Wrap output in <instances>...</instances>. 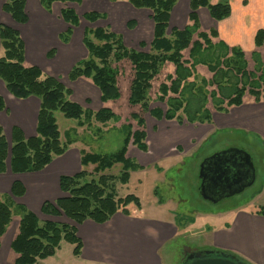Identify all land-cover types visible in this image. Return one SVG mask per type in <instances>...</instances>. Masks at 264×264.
<instances>
[{
    "label": "trees",
    "instance_id": "obj_1",
    "mask_svg": "<svg viewBox=\"0 0 264 264\" xmlns=\"http://www.w3.org/2000/svg\"><path fill=\"white\" fill-rule=\"evenodd\" d=\"M42 7L52 11L54 3L82 4L85 0H39ZM117 3L121 0H110ZM128 4L137 10H150L154 23V34L150 43V52H140L126 47L122 36L111 29H85L83 44L88 50L89 57L74 65L68 74L70 82L80 79H90L101 93V102L106 104L120 99L121 92L117 82V70L112 67L113 59L117 62L128 60L134 68L130 104L140 105L148 110L153 118L161 121H176L182 125L211 123L212 113L207 107L209 99L214 110L227 112L231 107L241 106L248 93L256 101L264 102V63L260 53H253L255 70H249V62L245 53L238 47L230 48L223 41L213 43L218 33L201 31L198 11L205 8L217 22L228 19L232 14V6L228 1L217 4L213 0H191V25L183 30L173 28L168 34L173 8L179 0H127ZM18 24L29 22L26 12V0H8L2 7ZM62 20L70 26L62 41L69 42L74 28L79 27L81 17L76 11L66 6L61 13ZM107 16L98 12H89L82 16L89 23H96ZM132 23H129V26ZM194 40V38H196ZM0 41L3 55L0 57V80L6 90L18 100L37 98L40 107L37 117L36 133L27 137L19 126H13L11 139L5 135L0 123V175L8 171L17 174L37 173L49 166L55 157L64 155L75 140L67 138L66 143L61 140V132L57 124L56 112H61L68 119L78 121L79 127L90 125L91 121L106 124L116 119V114L110 108L98 111L84 108L73 101V90L68 88L54 74L45 75L38 66L26 65L25 42L20 32L6 24H0ZM256 48L264 46V29L256 32L254 37ZM142 46H145L142 44ZM189 50V61H184L183 52ZM54 51L48 56L53 57ZM172 63L176 67L175 77L171 76V86L163 83L160 101L168 99V110L160 108L150 109L148 105L149 90L152 81L159 74L162 66ZM206 66L213 74L210 81L205 78L200 82L193 80L191 67ZM208 87L216 89L209 92ZM172 96H170V94ZM89 103V101H87ZM6 110L4 98L0 95V112ZM182 113L183 116L180 114ZM86 119V121L83 120ZM140 129L129 132L119 150L111 154H100L80 151L81 171L72 175L60 177L59 186L63 197L54 202L46 201L41 213L50 217L65 216L74 225L58 223L52 220L44 222L22 204H16L21 213L18 233L11 242V250L16 255L15 264H37L41 260L56 255L61 242L66 241L75 245L74 255L79 257L83 247L82 240L77 234V226L87 220L98 224L109 222L113 216L122 212L130 214V207L141 209L139 197L130 194L118 197L113 185L117 178L113 174H106L116 165L122 166V173L118 178L122 185L129 183L131 173L144 170L136 160L128 156V148L132 143L142 152H148L146 122L137 114ZM94 170L88 172V167ZM26 189L22 182L14 181L10 195L21 198ZM257 213L264 216V207ZM13 221L12 207L0 199V248L2 239L6 235ZM215 254H226L235 261L248 264L239 256L222 250H213Z\"/></svg>",
    "mask_w": 264,
    "mask_h": 264
},
{
    "label": "rangeland",
    "instance_id": "obj_2",
    "mask_svg": "<svg viewBox=\"0 0 264 264\" xmlns=\"http://www.w3.org/2000/svg\"><path fill=\"white\" fill-rule=\"evenodd\" d=\"M119 2L128 3L127 0H121ZM104 3V5L109 8L107 12H109V14L111 12L112 14L105 19H100L94 24L89 23L82 18L84 12L87 10L83 9V11L79 8H83L87 6V4L84 3L78 6L69 5L70 8H77L81 15L79 27L74 28V33L69 38L72 41V47L74 46V49L72 48L73 51L75 50L78 54L74 62L78 63L89 57L88 50L83 44L85 29L109 28L115 34L122 36L126 47L129 49L140 52H150V43L152 42L154 34L152 12L144 9H141L142 11H137V9L136 11H132V7L128 4L116 6L111 1H109V3L111 5L113 4V6L106 5L107 0ZM126 7L129 8L131 14L129 18L122 19L121 14L126 11ZM118 11H120V13H117ZM60 22L61 23L58 24L56 32H62L65 34L70 26L62 23V21ZM129 23H132V25L129 26ZM172 29L173 28L169 27V35L171 34ZM56 34L57 33L55 32L52 33V41L58 43L59 38ZM196 39L197 37L194 38V40ZM142 44L145 46H142ZM240 49L246 55L249 62V70L251 72L255 70V63L252 58L254 52L260 53L261 59L264 63V46L261 48H255L253 51L251 50L252 52L248 51V53L242 48ZM183 56L184 61H189V50H185ZM45 58L46 57L44 56L43 59ZM46 59L47 60H43L41 65L39 64L41 70L45 75H51L53 69L55 71L58 70V72H56L58 73L57 77L68 88L73 90V96L71 97L73 101L78 102L84 108L92 109L95 112L102 108H110L116 114V119L106 124L93 120L90 125L86 124L84 127H79L77 120L68 119L61 112H56L55 115L61 132V140L65 143L67 138L75 140V144H72L68 150V153L71 152V155L67 159L69 163L67 166L70 165L72 170H75V168L80 165V159L78 160L77 153L81 150L100 154H111L119 150L126 135L131 131L134 132L140 129L138 126V120L133 118L134 114H137L145 120V129L148 132V136L155 137V143L156 140H158L156 136L161 128L165 127L166 130H171L172 126L178 125V122L176 121L168 122L165 119H162L161 121L156 120L151 116L148 110H144L142 104L134 106L130 104L129 99L135 74L130 61L122 60L117 62L113 59L112 67L118 72L117 82L121 97L116 101H110L103 104L100 99L99 91L93 87V83L90 80L81 79L76 81V83L70 82L67 74L64 72V62L58 63V65H52L49 59ZM186 66L188 68L191 67L190 64ZM191 69L192 72H194L192 73L193 79H190L188 82L196 80L197 83V81L200 82L204 78L210 81L213 77V74L206 66L199 65L195 69L192 67ZM175 74L176 67L174 64L166 62L162 66L159 74L152 81V88L149 90L148 105L150 109L160 108L163 111L168 110V99L165 101L159 100L162 95L161 86L165 83L170 87L171 81L169 78L171 76L175 77ZM215 89V87L207 88L209 92ZM0 94L3 96L4 100H6V105L8 104L10 109H8V112H0V123L4 128L5 135L10 140L12 127L16 123L18 125V120H21L27 126L30 125V127H33L35 123L33 122L32 125L30 124L31 121L29 118L31 117L27 115L26 112L24 114L16 112V110H20V107L23 106L26 101L18 100L10 95L3 83H0ZM169 94L172 96L171 93ZM247 95L249 94L247 93L245 96ZM8 99L13 100V102L9 103ZM87 101H89V103ZM207 107L210 110L214 109L211 99H209ZM180 115L183 116L182 113ZM83 120L86 121L85 118H83ZM182 126L192 127V125L186 121ZM165 135V137H159L156 144L162 151L167 150L175 142V139H177L176 136H172V134L166 133ZM147 142L152 144L151 140H147ZM194 143H196L195 148L189 152L186 148H176V145L173 144L168 151H165L162 154H160L161 151H153V147L152 149H149L148 152H142L131 143L128 148V156L136 160L141 166H145L144 170L132 172L129 183L124 185H122L118 179L122 173L121 165H116L112 170L106 172V174H113L115 178H117L113 185L115 186V193L117 192L118 197H126L130 194L136 195L141 200L143 215L145 217L159 220H175L176 226L181 229L179 236H175L165 244L167 246L166 249L164 248L165 250H163V255L168 257V259L165 258V264H183L188 254H194L213 248L218 236H213L211 233L219 228L217 223L221 220L220 215L226 214L237 207L241 209H253L255 204L248 205L247 203L252 199L254 192L258 189L259 183L264 178V144L259 140L245 136L240 132H220L215 135L212 140L204 143L198 150L197 142ZM233 148L242 149L251 156L255 172L257 173L256 184L246 188L244 192L234 196L222 197L216 202H210L203 199L200 193V186L202 184L200 171L204 159L208 155L212 156L215 153ZM58 160L60 159L57 158L56 161ZM78 170H80V167ZM93 170V166L88 167V172H92ZM7 177L9 178L5 179L4 177V180L2 181L3 184H0V199L12 207L13 221L9 227L10 233L5 243L0 248V252L3 250L2 253H0L1 261L8 258L9 251L11 250H9L10 244L14 238L21 217L19 208L16 205L18 200L11 197L9 190H5V188H7V182L17 178L11 174ZM51 184L52 187H47L46 195H48V200L54 199L53 197H55V195L62 196L63 194L62 192V194L58 192L59 187H55L53 178H51ZM10 185L11 182L8 183V187H10ZM56 192L58 193L56 194ZM163 204H166L164 208L158 207ZM38 213L40 220L44 222L47 217L41 212ZM51 219L52 221L61 224H75L65 216L52 217ZM74 248V244L64 239L61 242V246L56 255L41 260L37 264H86L79 261L74 255Z\"/></svg>",
    "mask_w": 264,
    "mask_h": 264
},
{
    "label": "crops",
    "instance_id": "obj_3",
    "mask_svg": "<svg viewBox=\"0 0 264 264\" xmlns=\"http://www.w3.org/2000/svg\"><path fill=\"white\" fill-rule=\"evenodd\" d=\"M6 1L8 0H0V24H6L20 32L25 42L26 65L40 67L43 60H47L46 58L49 59L52 65H58V63L64 62V72L67 76L76 64L74 61L78 54L75 50L73 51L74 46L72 47L71 45L72 41L70 40L68 43H65L60 40L61 35L64 33L56 32L58 24L61 23L60 21L66 24L61 17L62 10L66 6L69 7V5L78 6L85 3L87 6L79 8L87 10L84 14L98 12L104 13L107 17L112 14L111 12L110 14L107 12L109 8L104 5L106 0H85L82 4L69 3L68 5L54 3L51 12L46 11L39 0H26V12L29 17V22L25 25H21L16 23L10 15L3 11L2 7ZM109 1L110 0H107L106 5H111ZM190 1L191 0L178 1L171 14L170 28L183 30L188 25H191L189 18ZM222 1H228L231 4V16L224 21L217 22L212 19L207 9L201 8L198 11L201 30L208 33L215 30L218 33V37L213 38V43L215 44L223 41L229 47L242 48L247 53L248 51H253L256 48L254 44L255 34L258 30L264 29V0H213V3L217 4ZM113 4L120 6L128 3L117 2ZM113 4L111 6H113ZM74 10L81 17L77 8ZM132 11H136V9L134 10L132 7ZM117 13H120V11ZM130 14L129 8L126 7V11L121 14V18H129ZM53 32L57 33L56 36L59 38L58 43L52 41ZM51 51L55 52L52 58L48 56ZM2 55L3 51L0 41V57ZM44 56L46 57L45 59H43ZM56 72H58V70L55 71L53 69L51 74L57 76L58 73ZM0 83L3 82L0 80ZM92 85L99 91L94 84ZM10 100L11 99H8L9 103L13 102V100ZM24 101H26L25 104L20 107L19 111L16 110V112L20 114L26 112V114L31 117H27L31 121L30 124L32 125L33 122L35 124L33 127H30V125L27 126L24 122L18 120V125L16 123L13 126H19L27 137H31L36 133L40 101L37 98H29ZM8 109L9 105L7 104L5 111L8 112ZM211 113V123L191 124V128L183 127V124L180 125L177 123L178 125L172 126L171 130H166L165 127L161 128L157 136H155L159 140V137H165L166 133L172 134V136H176L177 138L173 143L176 145V148H186L188 152L195 148L196 143L194 142H197L198 150L204 143L212 140L213 137L220 132H240L264 144L263 99H261V101H256L253 96L247 95L244 97L241 106L231 107L227 112H218L213 109ZM146 133L147 140L152 141V144L147 142L149 145L148 147L149 149L153 147V151L158 150V152L161 151L160 154H162L168 151L173 145L172 144L167 150L162 151L156 145L158 140H156L155 143L154 140L156 138L148 136L147 130ZM70 155L71 152L68 153L67 151L64 155L55 157L49 166L37 173L15 175L8 171L6 174L0 175V184L4 180V177L8 179V175H14L17 179L7 182V188H5V190H9L10 192L14 181L22 182L25 186L26 193L23 197L15 199L18 200V204L26 206L27 209L38 216V212H41V208L46 201L53 202L63 197L59 186L60 177L63 175L72 176L81 171V163L75 170H72L70 165L67 166L69 164L67 159ZM77 156L79 160L80 152L77 153ZM208 157L209 155L206 158ZM57 158L60 160L56 161ZM79 167L80 170H78ZM51 178L54 180L55 187H59L58 192L61 193L62 196L55 195V197H53L54 199L48 200V195H46V193L47 187H52ZM10 182L11 185L8 187V183ZM256 182L257 173L255 172L254 184H256ZM58 192H56V194ZM253 203L255 204L253 209H241L237 207L226 214L220 215L221 220L217 223L219 228L211 233L213 236L218 237L213 248L209 250L217 249L233 253L248 264H264V216L257 213L259 208L264 207V178L259 183L258 189L254 192L252 199L247 204L250 205ZM164 206H166V204L158 207L164 208ZM45 217H47L45 220H52L50 216L45 215ZM18 225L14 238L18 233ZM76 226L77 234L83 243L81 255L77 257V259L86 264H165V258L168 259L166 255H163V250H165L167 246L165 244L175 236H179L181 230L176 226L175 220H159L145 217L143 215L142 203L140 210L132 206L130 207V214L127 215L119 212L105 224H98L94 221L87 220L83 224ZM9 233L10 229L2 239L1 247L5 243ZM10 249L11 246L9 250ZM2 251L0 253H2ZM11 251L12 250L9 251L7 259L4 261L0 260L1 264H15L16 255Z\"/></svg>",
    "mask_w": 264,
    "mask_h": 264
},
{
    "label": "water",
    "instance_id": "obj_4",
    "mask_svg": "<svg viewBox=\"0 0 264 264\" xmlns=\"http://www.w3.org/2000/svg\"><path fill=\"white\" fill-rule=\"evenodd\" d=\"M242 168L252 174L251 181L243 187L240 186L243 178L240 172ZM200 177L201 196L207 201L216 202L222 197L234 196L252 186L255 182V168L247 152L233 148L206 158L201 165ZM190 260H193L190 264H246L235 261L226 254L217 255L213 250L197 252L190 256Z\"/></svg>",
    "mask_w": 264,
    "mask_h": 264
},
{
    "label": "flooded vegetation",
    "instance_id": "obj_5",
    "mask_svg": "<svg viewBox=\"0 0 264 264\" xmlns=\"http://www.w3.org/2000/svg\"><path fill=\"white\" fill-rule=\"evenodd\" d=\"M240 172L242 173V176H243L240 186L243 187L244 185H247L251 181L252 174L249 173V172L247 173V169H245V168H242ZM239 188H241V187H239ZM195 254L196 253H194V254H191V253L188 254L187 257H186V259H185V261L183 262V264H190L193 261V260H190V256L191 255H195Z\"/></svg>",
    "mask_w": 264,
    "mask_h": 264
}]
</instances>
